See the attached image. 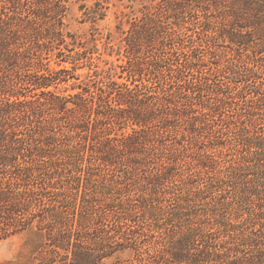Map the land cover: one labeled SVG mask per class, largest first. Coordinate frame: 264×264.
Listing matches in <instances>:
<instances>
[{"label": "trees", "instance_id": "obj_1", "mask_svg": "<svg viewBox=\"0 0 264 264\" xmlns=\"http://www.w3.org/2000/svg\"><path fill=\"white\" fill-rule=\"evenodd\" d=\"M87 1L0 0L10 264H264V0L130 5L104 68Z\"/></svg>", "mask_w": 264, "mask_h": 264}, {"label": "rangeland", "instance_id": "obj_2", "mask_svg": "<svg viewBox=\"0 0 264 264\" xmlns=\"http://www.w3.org/2000/svg\"><path fill=\"white\" fill-rule=\"evenodd\" d=\"M111 7L108 11V15L105 19L99 20L97 23H93L90 20H84V15L79 8V3L72 6L67 22L70 30L79 36L83 40H88V44H91L90 38L93 34L98 38V46L103 53V57L100 59L102 68L105 67V60L110 58L106 53L107 43L120 48L122 46V32L118 28H126V19L131 11L130 5L136 10L142 7L145 0H110ZM89 5L93 4V0L87 1ZM123 21V22H122ZM114 59L116 56L113 57ZM112 58V59H113ZM29 238L26 234L16 235L8 240L0 243V264H10L16 256L26 246Z\"/></svg>", "mask_w": 264, "mask_h": 264}]
</instances>
